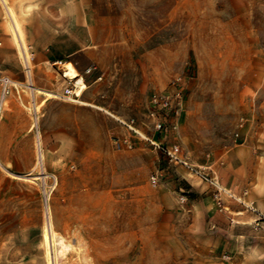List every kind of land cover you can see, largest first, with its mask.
I'll use <instances>...</instances> for the list:
<instances>
[{
  "label": "rangeland",
  "instance_id": "rangeland-1",
  "mask_svg": "<svg viewBox=\"0 0 264 264\" xmlns=\"http://www.w3.org/2000/svg\"><path fill=\"white\" fill-rule=\"evenodd\" d=\"M96 7L102 19L97 60L87 52L62 58L87 85L76 101L59 97L68 82L64 65L34 58V84L55 94L36 91L35 99L24 66L26 81L17 94L32 117L31 159L0 162V264H50L48 248L57 264H161L189 257L182 236L155 235V203L169 205L174 195L184 204L191 192L150 182L155 168L169 166L143 136L162 138L150 95L171 90L181 77L186 96L179 129L165 140L181 143L196 164L233 150L240 118L252 104L264 105V0H97ZM92 65L96 69L87 73ZM46 97L94 109L100 124L71 136L49 121L46 133L39 105ZM121 120L133 121L143 135ZM14 161L20 165L13 167ZM48 209L51 246L44 237Z\"/></svg>",
  "mask_w": 264,
  "mask_h": 264
},
{
  "label": "crops",
  "instance_id": "crops-1",
  "mask_svg": "<svg viewBox=\"0 0 264 264\" xmlns=\"http://www.w3.org/2000/svg\"><path fill=\"white\" fill-rule=\"evenodd\" d=\"M6 1L23 25L38 64L82 52L97 60L102 21L97 0ZM4 75L16 82L17 92L13 89L5 100L4 122L0 123V162L9 166L10 159L15 160L19 155L26 164L31 159L33 125L25 95V101L18 97L19 85H25L26 74L4 1L0 0V77ZM259 91L260 88L255 87L254 92ZM35 102L38 104L37 100ZM39 105H44L40 122L46 133L49 121H54L57 127H65L64 133L71 136H83L85 131L89 133L100 124L94 109L70 101L46 97ZM63 107L69 112L58 114L57 110ZM243 116L247 121L233 150L212 161L204 158L198 163L212 165L226 185L243 194L245 200L253 202L264 214V105L252 104ZM12 165L18 167L20 164L14 161ZM169 185H176L180 193L190 191L191 198L181 204L172 195L169 205L164 201L155 203V235L167 230L168 234H173L170 237L182 236L187 243L183 255L189 257L179 261L173 258L161 264H264V221L256 224V212L243 210L237 203H232L228 212L218 211L209 185L184 166L173 167L159 186ZM231 218L235 222H231ZM224 254L230 255L228 262ZM169 256H175V252L171 251Z\"/></svg>",
  "mask_w": 264,
  "mask_h": 264
},
{
  "label": "built area",
  "instance_id": "built-area-1",
  "mask_svg": "<svg viewBox=\"0 0 264 264\" xmlns=\"http://www.w3.org/2000/svg\"><path fill=\"white\" fill-rule=\"evenodd\" d=\"M30 48V46H29ZM31 56L26 58L25 68L31 63L35 55L30 52ZM54 63L63 66L66 62L63 59L56 60ZM29 68V67H28ZM96 69V66L92 65L87 68L86 72L91 73ZM64 73V71H63ZM81 76V75H80ZM83 83H78V79H71L68 77V82L65 85L59 97L65 100L78 99L79 92L83 90V84L86 86L84 76H81ZM102 78V76H99ZM2 84V93L0 95V119L5 111V99L11 93L12 89H17L14 81L7 75L0 77ZM186 96V85L182 81L181 77L176 78L173 82L171 90L166 91H153L150 95V105L152 115L155 117V130L161 135V139L156 137H148L133 124V121L121 120L123 125L128 127L135 134L143 135L148 142H150L154 148L160 152L168 161L169 166L166 168L157 167L150 174V182L153 186H159L165 182L167 174L171 173L173 167L184 166L188 168L192 173L197 175L201 180L209 185L212 190V196L216 203L218 211L224 213L230 211V205L237 203L241 205L243 210L253 211L257 214L256 224L259 221H264V214L260 213L254 206L253 202L247 201L243 194H238L231 187L226 185L224 180L220 177L219 173L212 165H200L193 163L190 159L188 151L185 147L177 141H166V137L172 133L177 132L180 125L181 114L183 109V103ZM247 118L242 116L237 125L236 137L240 136L241 129L245 126ZM124 141H128L127 139ZM120 143V141H117ZM131 145V144H130ZM246 192H244L245 194ZM181 201L187 200L186 194H181ZM231 222H235L234 218H231ZM224 259L228 262L231 257L229 254L223 255ZM227 264H230L227 263Z\"/></svg>",
  "mask_w": 264,
  "mask_h": 264
},
{
  "label": "bare ground",
  "instance_id": "bare-ground-1",
  "mask_svg": "<svg viewBox=\"0 0 264 264\" xmlns=\"http://www.w3.org/2000/svg\"><path fill=\"white\" fill-rule=\"evenodd\" d=\"M3 1H4V4H5L7 16H8V19H9V24H10V27H11L12 35H13L16 43H17V46H18V49H19V53L21 54V57L23 59L24 66H25V62H26L25 59L30 57V53H29L28 46H27L28 44H26V40H25V37H24L23 30H22L21 25H20V23H19V21H18V19L16 17L15 12L13 11V9L11 7H9V5L7 4L6 0H3ZM26 71H27L28 78H29V81H30L29 86H30L31 91L33 93L34 99H35V91H37V93H38L37 95L44 94V95H48V96H55V94L53 92H50V91H47V90L42 89L40 87H37L34 84V81H33L32 76H31L32 75V70H31L30 63L27 66ZM63 76L64 77H69L71 79H78V83H83L79 72L77 71V69L75 68L73 63L70 62V61H68V62H66L64 64ZM86 87H87V85L85 86L83 84V89L86 88ZM81 94H82V91L79 92V96ZM76 100L77 99H75L74 101H76ZM34 109L37 111L36 103H34ZM36 119H38V118L36 117ZM36 124L37 123L35 122L34 126H36ZM37 136H38V159H39L38 163L40 165H42L43 164V151H42V142H41V139H40V131L39 130H38V135ZM47 225H48V227H47ZM52 231L53 230H52V224H51V218H50V211L48 209L47 215H46V231L44 232V237H45V241H46L47 245L50 244V246H51V244L54 243V240H55ZM65 245H67V244H65ZM64 248L62 249V251L65 250ZM48 255H49L50 264H57V263H55V261H54L55 259H53L54 258L53 254H52V252H50L49 248H48Z\"/></svg>",
  "mask_w": 264,
  "mask_h": 264
}]
</instances>
